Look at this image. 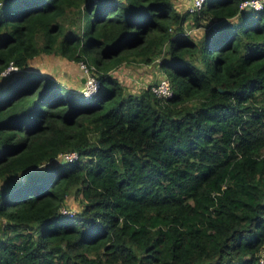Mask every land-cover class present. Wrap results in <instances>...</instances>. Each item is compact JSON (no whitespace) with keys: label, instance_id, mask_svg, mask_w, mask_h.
<instances>
[{"label":"trees","instance_id":"16d2710c","mask_svg":"<svg viewBox=\"0 0 264 264\" xmlns=\"http://www.w3.org/2000/svg\"><path fill=\"white\" fill-rule=\"evenodd\" d=\"M239 2L0 0V71L21 69L0 86V264H259L264 8ZM40 53L93 65L98 92L25 71ZM123 63L172 95L124 90Z\"/></svg>","mask_w":264,"mask_h":264},{"label":"rangeland","instance_id":"374dc122","mask_svg":"<svg viewBox=\"0 0 264 264\" xmlns=\"http://www.w3.org/2000/svg\"><path fill=\"white\" fill-rule=\"evenodd\" d=\"M206 3V2H205ZM204 3V4H205ZM176 8L180 12L184 11L183 4ZM184 35L197 40L203 33V28L192 27L190 22L185 23ZM79 62L73 60H67L63 56L55 54L40 53L28 61V65L25 71L39 70L46 75L60 80L76 94L83 88V81H80L81 70L79 68ZM124 87V90L132 93H138L142 88L148 84L158 81L164 77L158 67L153 65H133V64H121L111 71ZM11 75V74H10ZM8 76L0 77V86L5 84L10 78ZM3 77V78H2ZM83 102V98H81ZM65 211H76L80 208V203L77 197L70 195L65 200Z\"/></svg>","mask_w":264,"mask_h":264},{"label":"built area","instance_id":"2783aa9c","mask_svg":"<svg viewBox=\"0 0 264 264\" xmlns=\"http://www.w3.org/2000/svg\"><path fill=\"white\" fill-rule=\"evenodd\" d=\"M206 0H184V11L189 13H194L201 9L204 5ZM239 10H258L264 8V0H240L238 4ZM182 35L185 33L182 32ZM79 68L81 70V77H84V85L83 88L80 90V94L84 96V98H91L93 97L99 89L100 82L97 77V73L93 65H89L85 61H78ZM16 65L12 62L0 71L1 76H8L13 73L20 72ZM150 89L156 96L160 97H169L172 95V88L167 78L162 77L156 83L150 85ZM77 157V153L75 151H68L59 154V158L64 161H70ZM65 207H61L60 211L62 213H71L73 211H65ZM258 263L264 264V248H262L258 254Z\"/></svg>","mask_w":264,"mask_h":264},{"label":"water","instance_id":"95a60500","mask_svg":"<svg viewBox=\"0 0 264 264\" xmlns=\"http://www.w3.org/2000/svg\"><path fill=\"white\" fill-rule=\"evenodd\" d=\"M228 20H229V18L224 17V18H221V19L217 20L214 24L215 25H221V24L227 22ZM81 81H84V77H81ZM61 162L64 163L65 161L61 160Z\"/></svg>","mask_w":264,"mask_h":264},{"label":"crops","instance_id":"0c3cea01","mask_svg":"<svg viewBox=\"0 0 264 264\" xmlns=\"http://www.w3.org/2000/svg\"><path fill=\"white\" fill-rule=\"evenodd\" d=\"M174 2H175V6H177V7H179L180 5L179 4H183V6H184V0H174ZM178 10V9H177ZM180 11V10H179ZM20 72H21V70H20ZM1 77V76H0ZM3 78V77H2ZM79 79H80V81H81V77H80V75H79Z\"/></svg>","mask_w":264,"mask_h":264}]
</instances>
